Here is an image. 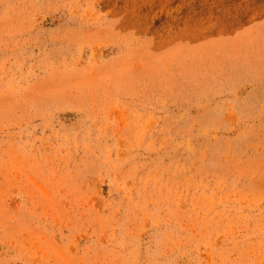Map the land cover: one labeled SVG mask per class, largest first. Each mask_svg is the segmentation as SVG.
Wrapping results in <instances>:
<instances>
[{"label": "rangeland", "instance_id": "374dc122", "mask_svg": "<svg viewBox=\"0 0 264 264\" xmlns=\"http://www.w3.org/2000/svg\"><path fill=\"white\" fill-rule=\"evenodd\" d=\"M0 264H264V0H0Z\"/></svg>", "mask_w": 264, "mask_h": 264}]
</instances>
